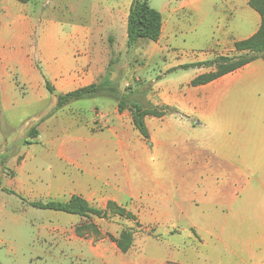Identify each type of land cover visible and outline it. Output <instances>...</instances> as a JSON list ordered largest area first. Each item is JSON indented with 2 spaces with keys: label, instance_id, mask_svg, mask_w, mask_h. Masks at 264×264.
Segmentation results:
<instances>
[{
  "label": "crops",
  "instance_id": "obj_1",
  "mask_svg": "<svg viewBox=\"0 0 264 264\" xmlns=\"http://www.w3.org/2000/svg\"><path fill=\"white\" fill-rule=\"evenodd\" d=\"M248 1L168 0L158 10L160 37L146 48L149 57L137 69L154 55L170 72L241 54L235 43L252 37L261 24ZM48 3L55 6L52 0H0V157H5L0 171H9L21 156L11 148L13 137L18 138L20 90L24 103L33 107L36 97L47 96L48 82L54 94L42 122L50 130L42 159L49 165L50 183L69 195L65 201L75 195L98 209L114 202L137 216L129 221L138 225L129 230V250L121 252L109 239L117 232L107 230L94 246L95 259L106 264H264V60L199 86L192 80L215 72L214 67H194L195 73L182 80L153 82L147 99L176 113L146 116V140L117 104L68 111L66 106L52 114L55 95L96 83L106 72L110 51L126 50L132 0H94V14L84 24L36 13L37 6ZM175 117L180 121L166 123ZM212 153L225 177L257 173L258 186L223 187L212 196L208 186H199L209 172L203 157ZM180 224L189 230L182 245L175 241L184 238V230L175 229Z\"/></svg>",
  "mask_w": 264,
  "mask_h": 264
},
{
  "label": "rangeland",
  "instance_id": "obj_2",
  "mask_svg": "<svg viewBox=\"0 0 264 264\" xmlns=\"http://www.w3.org/2000/svg\"><path fill=\"white\" fill-rule=\"evenodd\" d=\"M52 1L55 3L54 7L48 3L42 8V4H40L36 7V13L51 14L68 24H84L94 14V0H62L60 3H57L56 0ZM147 1L150 7L157 11L161 10L168 2V0ZM213 1L219 4L222 0ZM153 43L148 39H139L135 46L127 47L126 50L110 51V59L115 62L113 77L118 80L120 91L128 94L138 90V95L142 99L138 103L145 107L152 105L147 99V93L152 92L153 82L160 80V78H181L180 80H182L195 73L194 67L179 68L168 72L163 60L156 55L149 60L150 62L147 61L145 67L138 70L137 65H144L145 58L149 57L146 48L153 46ZM125 62H127L126 66H124ZM197 67L208 68L205 65ZM137 77L139 81H136L135 78ZM21 92L23 91L20 90L19 107L15 115L18 138L15 140L13 137L15 146H11L12 150L18 149L21 156L14 160L9 171H0L2 187L11 192L0 191V264H106L95 259V244L104 237V233H110L107 230L117 232V236L114 237L115 240L120 238L122 232L131 233L130 229L136 230L138 225H133L129 221L136 219L137 216L126 207L116 203L129 216L120 215L117 212H108V217L103 219L94 216L78 217L31 206L32 202L65 201L69 195L50 183L49 165L42 159L50 131L42 126L44 117L49 113L50 93L46 91L47 96L45 98L36 97L34 99L35 104L31 107V105L27 106L24 103L25 97ZM101 103L116 105V101L110 98H93L76 101L66 106L68 111L70 107L90 108ZM86 115L91 116V113L86 112ZM27 121L28 123L25 124ZM165 121L168 123L169 121L180 120L175 117ZM35 126L39 132L38 136L30 138L29 133ZM95 129H98V125ZM200 142L202 141L200 140ZM28 143L30 146H27ZM26 158L29 160L24 164ZM200 158L202 159V157ZM208 158L205 155L202 161L209 168L208 176L205 174L204 177L200 178L202 185L199 186H208L212 196L213 193L219 192V189L223 187L238 188L240 191L242 188L258 186L257 173L247 177H225L221 173V163L218 161V157L212 153L208 155ZM226 166L228 165L226 164ZM193 180L190 179L191 184ZM89 205L94 207L93 203H89ZM200 207H202L201 204ZM126 220L127 222H124ZM183 221L184 218H182V223H184ZM94 227L100 234L99 236L94 232ZM175 229L177 231L184 230V238L178 236L175 240L182 245L187 240L186 232L189 230L182 224L175 226ZM207 240L213 241L214 238L208 237ZM188 244H194L196 248L199 247L202 251L211 252L209 246L202 247L197 242H189Z\"/></svg>",
  "mask_w": 264,
  "mask_h": 264
},
{
  "label": "trees",
  "instance_id": "obj_3",
  "mask_svg": "<svg viewBox=\"0 0 264 264\" xmlns=\"http://www.w3.org/2000/svg\"><path fill=\"white\" fill-rule=\"evenodd\" d=\"M249 6L260 15L261 24L259 30L249 39L235 43V50L240 52L239 55L232 57H218L212 61L204 63L185 65L180 68L187 69L189 67H197L205 65L206 67H214L215 72L204 74L192 80V86H199L206 84L224 74L232 72L249 62L256 59L264 60V0H249ZM161 33V15L151 8L147 0H132L129 15L127 19V47H132L139 39H148L156 42ZM115 62L109 59L105 74L94 84L74 90L66 94H57L56 107L52 111L55 112L72 102L93 99V98H110L116 101L117 110L119 113L128 111L132 118L134 128L138 131L140 136L144 139L149 138L148 130L145 123L146 116L163 117L168 114L176 113V110L166 106L145 107L138 103L141 101L139 91H133L125 94L120 91L118 80L113 76ZM45 87L50 94H54L53 87L45 82ZM38 136L36 126L30 131L29 137L35 138ZM0 158H5L1 156ZM0 161L4 166V160ZM0 191L11 193L2 188V180L0 176ZM31 206L41 210H52L63 212L66 214L76 215L78 217L94 216L99 219L107 218L108 212H117L118 214H126L124 210L120 209L114 202H108L105 209H98L89 205L87 201L79 196H71L67 201H48L32 202ZM127 215V214H126ZM129 216V215H127ZM131 218V217H127ZM94 232L99 236L97 229L94 227ZM109 239L114 241L121 252H127L132 245V233L122 232L120 238L115 240L109 236Z\"/></svg>",
  "mask_w": 264,
  "mask_h": 264
}]
</instances>
